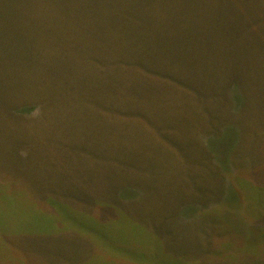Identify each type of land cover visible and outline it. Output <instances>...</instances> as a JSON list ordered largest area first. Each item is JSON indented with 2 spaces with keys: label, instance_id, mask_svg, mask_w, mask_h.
Returning a JSON list of instances; mask_svg holds the SVG:
<instances>
[{
  "label": "rangeland",
  "instance_id": "374dc122",
  "mask_svg": "<svg viewBox=\"0 0 264 264\" xmlns=\"http://www.w3.org/2000/svg\"><path fill=\"white\" fill-rule=\"evenodd\" d=\"M75 2L0 0V264H256L264 0Z\"/></svg>",
  "mask_w": 264,
  "mask_h": 264
},
{
  "label": "trees",
  "instance_id": "16d2710c",
  "mask_svg": "<svg viewBox=\"0 0 264 264\" xmlns=\"http://www.w3.org/2000/svg\"><path fill=\"white\" fill-rule=\"evenodd\" d=\"M76 2V6H78V7H80L81 9L83 8V7H86V6H90V4H87V5H84L85 3H87L88 2V0H75ZM29 57V60L31 61V62H34V63H37L38 62V58H36V57H33V56H28ZM0 93H2L3 94V96H5V94H7L8 95V91L6 90V88L4 87L3 89H1L0 90ZM9 100V99H8ZM14 104V103H13ZM24 105V104H23ZM22 105V103L21 104H19V105H17V104H14V110H16V112H19V114H20V116H23V117H25V116H35L37 113H38V110H37V108H36V106H31V105H27V106H23ZM81 188L82 189H84L85 187H83V186H81ZM197 201V203L196 204H199V205H203L202 204V201H201V199H199V200H196ZM53 209V211L54 212H56V213H58L59 211H60V206H56V207H54V208H52ZM213 215H215V217H218V215L217 214H213ZM193 216V215H192ZM192 216H190L189 218L190 219H193L194 217H192ZM210 216H211V220H210V222H206L205 224H204V226H203V224H202V226H203V228L204 227H208V228H214V226H215V218L210 214ZM2 217V216H1ZM9 216H5L4 214H3V220H1V222H3V224H2V227H7L9 224H11V223H14V222H12V220L11 219H9L8 218ZM198 217V215L196 216V218ZM188 218V219H189ZM219 219L217 220L218 222H221V221H228L229 223H231L232 225H235V224H238L241 228H242V232L244 233V234H249V237L247 238V239H249L251 236H252V234H253V231L256 229V228H258V226L260 225V223H261V220L260 219H262V217L260 216L259 218H258V220H255V221H250L249 222V220H245L244 219V217H243V215H241L239 212H236V211H230V212H228V214H226V215H223V216H220V217H218ZM263 220V219H262ZM8 228V227H7ZM34 238H33V240H35V239H39V237H44V235H43V232L41 231V230H37L36 232H34V234L32 235ZM36 237V238H35ZM211 239H213V235L211 236ZM39 240H41V239H39ZM33 242V241H32ZM209 243H212V242H210V241H208ZM46 245V242H45V244H44V242L42 241V245H38L37 247H40V251H39V253H38V256L40 257V255H41V251H42V249L44 248V246ZM211 246L209 247V250H210V252H207L208 254H210V255H213L214 257H216V255H214L213 254V252L211 251ZM32 251H33V248L31 249ZM56 253V252H55ZM251 258H253V259H255V260H253L256 264H263V262H264V257H259V258H257V257H251ZM11 261H13V260H11V259H8V263H11ZM14 263V262H13Z\"/></svg>",
  "mask_w": 264,
  "mask_h": 264
}]
</instances>
